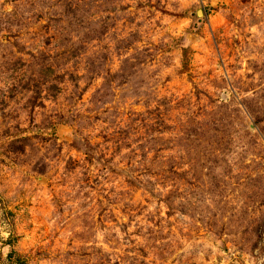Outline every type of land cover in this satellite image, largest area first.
<instances>
[{"label":"rangeland","instance_id":"obj_1","mask_svg":"<svg viewBox=\"0 0 264 264\" xmlns=\"http://www.w3.org/2000/svg\"><path fill=\"white\" fill-rule=\"evenodd\" d=\"M0 264H264V0H0Z\"/></svg>","mask_w":264,"mask_h":264}]
</instances>
